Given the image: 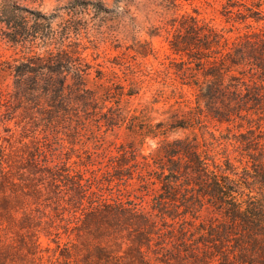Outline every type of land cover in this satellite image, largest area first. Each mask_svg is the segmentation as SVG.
<instances>
[{"label":"trees","instance_id":"16d2710c","mask_svg":"<svg viewBox=\"0 0 264 264\" xmlns=\"http://www.w3.org/2000/svg\"><path fill=\"white\" fill-rule=\"evenodd\" d=\"M260 5L246 7L245 12L224 7L234 15L227 18L235 26V35L230 34L232 30L217 29L198 14L181 17L179 34L170 40V47L180 56L181 83L195 90L196 106L189 108L193 115L187 118L173 116L155 123L140 119L144 123L139 124L140 113L124 98L134 92L96 95L82 82L75 89L85 93L74 95L63 94L65 81L52 77L44 84L33 77L24 90L17 86L11 108H21L19 116L42 128L53 147L59 143L50 134L59 138V130L85 128L93 121L108 129L124 125L142 140L158 139L148 154L135 145H123L119 150L110 167L124 188L117 185L111 198L99 193L97 177L87 179L56 157L48 141L41 145L31 141L33 145L25 143L11 152L0 148V228L7 226L16 232L26 257H38L40 242L32 230L24 236L17 232L22 226L15 230L29 221L22 210L25 200L54 202L56 197L57 207L63 211L69 205L76 208L73 213L80 212L74 225L64 228V232H74L79 242L64 248V259L74 250L82 253L81 264H264V133L250 116H264V24L254 27L264 22ZM54 56L46 59L49 65L39 63V68L52 71ZM8 62L0 60L3 73L13 69ZM30 71L40 74L33 67ZM7 101L0 95V104ZM203 113L219 123L231 124L237 119L250 124L235 138L236 151L245 158L246 166L241 167L237 163L241 159L236 160L226 149L216 152L202 144L196 134L169 138L173 131L192 128L196 122L202 126ZM133 178L138 179L144 194L152 192L148 208L142 204L144 199H132L124 192ZM21 210L24 215L19 219ZM203 212L210 216L202 220L198 235H191L186 224ZM159 221L168 223L170 231L181 225L179 235L170 236L176 242L174 252H167V242L153 248L160 235ZM23 254L24 250L19 254L21 260ZM5 259L6 252H1L0 264Z\"/></svg>","mask_w":264,"mask_h":264},{"label":"rangeland","instance_id":"374dc122","mask_svg":"<svg viewBox=\"0 0 264 264\" xmlns=\"http://www.w3.org/2000/svg\"><path fill=\"white\" fill-rule=\"evenodd\" d=\"M163 2L169 7V16L157 28L142 33L132 43L109 37L107 33L101 40L92 33L89 17L93 11L102 20L110 19L113 11L105 5L104 0H0V60H8V64L13 66L10 73H3L1 69L4 66L0 64V95L8 100L0 104V148L11 152L25 143L33 145L37 142L41 145L48 141L42 128L19 116L21 108H11L15 105L12 96L17 86L21 85L19 89L27 87L33 77H36L39 84L46 83L48 77L55 81L64 80L67 87L61 92L68 95L85 93L84 90L75 89L77 82H82L84 88L96 95L117 96L122 90L134 92L124 98L131 108L136 109V113H140L139 124H143L142 121L155 123L173 116L187 118L193 115L189 108L196 106L195 90L181 83L184 76L180 70V56L170 47V40L179 34L181 17L198 14L217 29L232 30L230 34L235 35V26L227 18L234 15L227 13L224 7L245 12L246 7L254 9V4H261L260 9L264 13V0L263 3L260 0ZM229 5L234 7L231 9ZM57 22L61 27L53 32L51 29L56 28ZM263 24L261 21L254 27L260 28ZM244 30L242 28L240 31ZM50 55H55L54 64L50 65L52 71L40 69L39 63L49 65L46 59ZM32 67L39 70L38 76L30 71ZM193 111L194 114L198 112L197 109ZM250 116L253 124H261L260 130L264 133V116ZM201 121L202 126L196 122L192 128L173 131L169 138L196 134L202 144L213 147L216 152L226 149L231 156H236V160L241 159V163L237 161L241 167L247 165L245 158L240 157L236 151L235 138L240 132H245L250 124L237 119L231 124L219 123L204 113ZM58 136L59 138H55L50 134L48 137L59 144L53 147V143L48 141L50 144L47 146L51 145L56 157L82 172L85 178L96 180L97 177V190L106 198H111V192L117 185L124 188V183L113 176L114 172H111L110 167L111 161L116 158L123 145H135L143 154H148L156 148L158 140L149 137L142 140L138 133L129 132L124 125L108 129L98 126L95 121L85 128L59 130ZM127 183V191L124 192L132 199L135 196H138L139 201L144 199L142 204L148 208L152 203V192L144 194V188L137 178L128 180ZM53 200L54 202L41 199L34 201L30 198L25 200V208L22 210H25L29 221L27 225L15 227L18 230L22 226L17 232L23 236L27 234V230L37 233L40 242L38 257H26V250L23 249L25 259L21 260L19 254L22 255L23 250L19 246L23 245L18 241L16 232L7 226L0 228V253L6 252L7 257L4 264L82 263L81 252L68 251L70 253L65 259L61 255L66 246H70V249L79 243L74 232H64V228L66 225H74L73 221L80 212L73 213L72 210L76 208L69 205L63 211L57 207V198ZM22 210L18 213L19 219L23 218ZM69 212L75 215L70 216ZM209 216V213L203 212L200 218L188 221L189 224L186 225L191 235H198L203 226L202 220H207ZM167 224L158 222L160 235L155 239L153 248L167 242L170 247L167 252H174L176 242L170 236H178L181 225L176 224L174 230L170 231ZM151 255L154 256L152 253Z\"/></svg>","mask_w":264,"mask_h":264},{"label":"clouds","instance_id":"9594fccd","mask_svg":"<svg viewBox=\"0 0 264 264\" xmlns=\"http://www.w3.org/2000/svg\"><path fill=\"white\" fill-rule=\"evenodd\" d=\"M104 3L113 10L110 19L102 20L94 11L89 17L92 33L101 40L107 33L117 40L134 43L142 33L151 32L169 16V7L163 0H111L110 3L104 0ZM60 27L57 22L51 30L55 32Z\"/></svg>","mask_w":264,"mask_h":264}]
</instances>
